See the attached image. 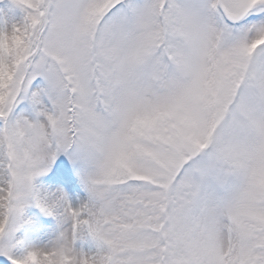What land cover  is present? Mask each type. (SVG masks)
Segmentation results:
<instances>
[{
  "label": "snow or ice",
  "instance_id": "6c2138e0",
  "mask_svg": "<svg viewBox=\"0 0 264 264\" xmlns=\"http://www.w3.org/2000/svg\"><path fill=\"white\" fill-rule=\"evenodd\" d=\"M0 264H264V0H0Z\"/></svg>",
  "mask_w": 264,
  "mask_h": 264
}]
</instances>
